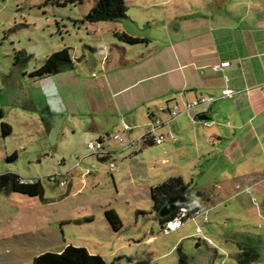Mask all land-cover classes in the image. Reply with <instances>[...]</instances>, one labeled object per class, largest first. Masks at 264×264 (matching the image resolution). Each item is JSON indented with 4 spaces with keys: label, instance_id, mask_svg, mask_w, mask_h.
Instances as JSON below:
<instances>
[{
    "label": "rangeland",
    "instance_id": "1",
    "mask_svg": "<svg viewBox=\"0 0 264 264\" xmlns=\"http://www.w3.org/2000/svg\"><path fill=\"white\" fill-rule=\"evenodd\" d=\"M96 1L0 0V173L15 172L24 180L39 178L43 187L42 197L0 191V264H33L37 254L59 252L69 243L100 254L108 264H178L175 248L181 243L190 264H200L217 241L210 233L211 224L196 214L177 231L161 229L149 188L168 177L161 173L166 165L152 168L153 155L164 143L143 144L138 134L150 126L145 125L147 116L137 115L138 125L130 132L122 120L130 123L133 116L116 107V101L139 92L144 84L115 98L105 83L96 81L104 53L117 51L116 45L131 47L115 37V30L157 34L162 31L159 19L176 13L179 1L192 6L193 0H124L127 17L86 20ZM64 48L72 68L30 76L47 55ZM98 110L107 114H94ZM1 122L12 131L3 135ZM95 124L107 129L102 135L109 142V160H99L97 152L87 146L99 138L92 131ZM115 133L126 146L111 139ZM257 141L259 145L263 139ZM253 148L254 155L245 150L236 166L223 163L213 150L189 166L184 164L190 190L197 187L203 195L213 194L218 175L246 173L251 163L264 167V144ZM13 152L16 159L8 160ZM111 208L120 217L117 230L104 214ZM183 232L188 235L177 241ZM230 249L236 250L233 245ZM232 256H227L228 261ZM220 258L216 257V264Z\"/></svg>",
    "mask_w": 264,
    "mask_h": 264
},
{
    "label": "crops",
    "instance_id": "2",
    "mask_svg": "<svg viewBox=\"0 0 264 264\" xmlns=\"http://www.w3.org/2000/svg\"><path fill=\"white\" fill-rule=\"evenodd\" d=\"M192 3L191 6L179 1L176 13L170 12L169 18L158 20L162 31L157 34L139 35L122 28L148 41L139 42L143 47L132 46L136 43H125L130 48L116 45L117 51L104 53L96 80L101 85L105 83L108 94L115 98L144 84L139 92L116 101L119 111L133 116L134 122L122 120L123 128L131 132L138 125L136 116L142 118L145 114L148 118L145 125L151 124L138 134L142 142L154 119H159L161 122L154 124V132L165 138L158 142L164 145L153 155L152 168L164 164L162 175L181 176L184 181L183 167L201 160L205 153L213 150L218 158H223V163L234 166L244 159L245 150L254 155L253 147L264 144V0H193ZM218 63L223 65L215 68ZM225 88L232 93L223 96L221 92ZM198 95L214 98L206 113L201 114V118L214 121L211 125L192 120L186 112L174 117L169 113L168 108L173 104L182 107L184 101ZM94 112L107 114L101 110ZM106 130L98 124L92 128L99 138ZM257 138L263 139L259 145ZM110 154L106 160L111 158ZM217 178L218 186L213 194L203 195L197 187L192 190L200 192L193 196L197 211L192 216L204 215L211 224V235L217 238L215 247H209L208 258L199 261L200 264H216L219 256V264H238L235 255L246 244L259 252L250 264H264V167L251 163L246 173ZM187 235L183 232L177 241ZM200 243L197 240L196 245L200 247ZM229 255H233L230 261Z\"/></svg>",
    "mask_w": 264,
    "mask_h": 264
},
{
    "label": "trees",
    "instance_id": "3",
    "mask_svg": "<svg viewBox=\"0 0 264 264\" xmlns=\"http://www.w3.org/2000/svg\"><path fill=\"white\" fill-rule=\"evenodd\" d=\"M126 4L124 0H97L96 3L89 8L85 15V19L93 22L110 20L116 21L126 16ZM114 35L127 44H135L139 42H146L148 39L140 36H134L126 31H115ZM69 52L66 48L61 51L52 52L47 55L43 63L34 71L30 76L41 77L46 76L58 71H63L73 67V61L69 56ZM1 129L3 135L11 132V127L8 123L1 122ZM153 138L147 133L142 137L143 144H151L154 141ZM17 154L15 152L7 155L8 160L16 159ZM99 160H105L108 156L97 155ZM190 184L186 183L181 176H168L164 181L157 185H152L149 188L150 198L152 200L151 207L158 218V223L163 229V224L167 220L173 219L178 212L176 207L171 212L161 216L159 215L160 208L167 203L168 198L175 197L177 195L185 196V204L189 208L187 214L183 216V220L190 218L197 211V204L193 199V196L200 194L198 190L191 191ZM0 191L5 192H21L26 195H43V187L39 178L35 180H24L18 173L15 172H2L0 173ZM106 220L114 228L119 229L120 217L114 209H107L104 211ZM176 254L178 257V264H190L187 253L179 243L176 245ZM259 256L258 250L246 244L241 247V251L236 255V262L238 264H250L255 261ZM33 264H108L100 254L89 253L84 246H74L71 243L66 244L64 248L59 251H45L41 254H37L33 257Z\"/></svg>",
    "mask_w": 264,
    "mask_h": 264
},
{
    "label": "built area",
    "instance_id": "4",
    "mask_svg": "<svg viewBox=\"0 0 264 264\" xmlns=\"http://www.w3.org/2000/svg\"><path fill=\"white\" fill-rule=\"evenodd\" d=\"M221 65L223 64L218 63L215 64L214 67L217 68L220 67ZM221 93L223 96H228L232 93V90L225 88ZM213 101L214 98L211 96L198 95L191 100L184 101L182 103V107H180L179 104L177 103L173 104L172 107L168 108V111L172 115V117L179 115L181 112H186L191 116L192 120L199 119L202 123H204L205 126H208L211 125L214 121L210 119L201 118V114L206 113L208 104H210ZM160 122L161 121L159 119H154V122L152 123L150 129L147 132V134L153 138L152 140L155 141V143L161 142L165 138L163 134H155L154 132V124L158 125ZM111 139L119 141L122 144V146H126L123 137H121L118 133L113 134ZM108 144L109 142L106 140L105 137H100L97 138L94 142H88L87 146L91 150L97 152L98 155L107 156L109 154L106 148ZM110 167L113 168L112 163H110ZM50 178L56 179L54 175H50ZM60 184H62V182H60ZM188 210L189 208H187L186 206L180 205L178 208L177 215L173 219L164 222L163 230L172 231L175 228H177L180 225L181 221H183V216L187 214Z\"/></svg>",
    "mask_w": 264,
    "mask_h": 264
},
{
    "label": "water",
    "instance_id": "5",
    "mask_svg": "<svg viewBox=\"0 0 264 264\" xmlns=\"http://www.w3.org/2000/svg\"><path fill=\"white\" fill-rule=\"evenodd\" d=\"M185 199H186V197L182 196V195H177L175 197L168 198L167 203L164 204L160 208L159 215L163 216V215L167 214L168 212H171L172 210H174L176 207H178L180 205H184Z\"/></svg>",
    "mask_w": 264,
    "mask_h": 264
}]
</instances>
